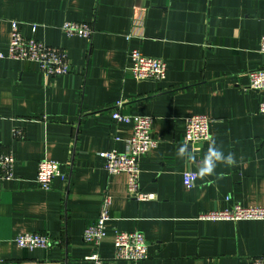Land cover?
<instances>
[{"label":"crops","instance_id":"crops-1","mask_svg":"<svg viewBox=\"0 0 264 264\" xmlns=\"http://www.w3.org/2000/svg\"><path fill=\"white\" fill-rule=\"evenodd\" d=\"M12 21L24 36L63 48L70 72L45 76L33 62L0 60V149L15 159L13 178L0 172V264H251L264 254V222L198 217L264 207L263 93L247 86L249 70L264 62V0H0V52ZM64 21L90 23L91 36H67ZM131 49L163 58L165 79L131 77ZM116 108L153 118L157 147L139 159L147 200L131 199L125 174H108L98 155L125 150L131 124L112 118ZM192 114L211 118L210 137L234 163L200 175L211 141L184 142ZM182 146L190 157L178 155ZM44 158L63 173L47 190L35 182ZM105 194L110 218L93 245L82 233ZM114 230L142 232L148 257L115 259ZM19 232L46 233L52 244L19 248Z\"/></svg>","mask_w":264,"mask_h":264},{"label":"built area","instance_id":"built-area-1","mask_svg":"<svg viewBox=\"0 0 264 264\" xmlns=\"http://www.w3.org/2000/svg\"><path fill=\"white\" fill-rule=\"evenodd\" d=\"M60 29L67 36H82L89 38L92 34V26L83 21H64ZM259 52L264 58V34L259 38ZM12 58L25 60L36 64L38 70L45 76L64 75L70 72V61L66 51L57 46L47 45L32 36H24L19 28L18 22L12 21L11 32L6 52H0V60ZM130 65L126 67L129 75L138 81L149 80L160 82L165 79L167 66L161 57L146 56L137 49L128 52ZM248 88L258 89L263 93L259 101L257 111L264 114V62L263 65L249 70ZM117 102L116 106H120ZM112 118L116 122L131 124V134L125 139V150L100 151L98 155L103 160L104 169L110 175L124 173L126 176V187L131 199L143 201L151 198V193L140 190V157L157 147V139L153 135L151 116H129L122 114L118 108L112 111ZM211 118L204 114H192L185 118L184 142L187 144H202L210 139ZM20 137L21 132L15 131ZM119 140L118 137L114 138ZM15 159L12 152H3L0 149V172L5 178L14 176ZM63 176L60 164L52 159L39 160L35 175L36 185L43 190L50 188L55 177ZM184 183L191 184L192 177L189 172L183 174ZM110 197L103 196L99 213L94 220L86 226L82 233V239L93 245H99L106 233V222L109 214ZM202 220H260L264 222V207L242 206L235 204L231 208L213 209L198 215ZM19 248H49L52 244L51 237L41 232H19L13 238ZM114 258L117 260L138 261L148 257V244L144 234L140 231L114 230L113 232ZM1 260V258H0ZM251 264H264V254L253 256Z\"/></svg>","mask_w":264,"mask_h":264},{"label":"clouds","instance_id":"clouds-1","mask_svg":"<svg viewBox=\"0 0 264 264\" xmlns=\"http://www.w3.org/2000/svg\"><path fill=\"white\" fill-rule=\"evenodd\" d=\"M209 139L211 141L210 146L199 168V173L201 176L205 174H211L218 161H224L228 164L234 163L233 156L231 153L225 156L224 153L215 146L214 138L210 137ZM178 155L181 157H190V153L186 152V148L184 146L179 149Z\"/></svg>","mask_w":264,"mask_h":264},{"label":"water","instance_id":"water-1","mask_svg":"<svg viewBox=\"0 0 264 264\" xmlns=\"http://www.w3.org/2000/svg\"><path fill=\"white\" fill-rule=\"evenodd\" d=\"M198 144H200V143H198Z\"/></svg>","mask_w":264,"mask_h":264}]
</instances>
